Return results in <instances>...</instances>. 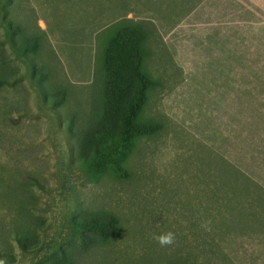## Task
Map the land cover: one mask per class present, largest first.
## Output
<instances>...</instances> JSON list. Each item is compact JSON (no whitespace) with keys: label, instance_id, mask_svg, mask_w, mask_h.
Listing matches in <instances>:
<instances>
[{"label":"rangeland","instance_id":"obj_1","mask_svg":"<svg viewBox=\"0 0 264 264\" xmlns=\"http://www.w3.org/2000/svg\"><path fill=\"white\" fill-rule=\"evenodd\" d=\"M123 1L0 0L5 264H225L226 250L239 243L240 232L262 230L264 237V91L171 90L180 74L157 72L167 59L156 36L151 72L162 89L144 92L133 109L119 106L120 113L137 115L146 131L116 139L96 132L104 98L96 72L110 31L98 30L113 21ZM17 22L35 47L28 44L27 51L26 45L22 62L11 48L19 37ZM253 49L264 54L262 31ZM72 52L82 54V68L69 66ZM159 162L176 169L147 170ZM158 186L161 194L149 192ZM189 202L203 221L211 219L210 231L199 230ZM105 215L118 219V232L102 245H88L93 236L103 239L111 231ZM162 215L172 228L184 226L171 228V246L153 239L167 231L165 222L164 230L148 229L156 222L161 227Z\"/></svg>","mask_w":264,"mask_h":264},{"label":"crops","instance_id":"obj_2","mask_svg":"<svg viewBox=\"0 0 264 264\" xmlns=\"http://www.w3.org/2000/svg\"><path fill=\"white\" fill-rule=\"evenodd\" d=\"M123 2L124 6L121 10L115 11L113 21L104 27V30L99 29L98 33L109 29L108 27L112 24L114 33L117 28H129L132 38L131 49L128 53L124 52L122 56L123 59L129 60L128 66L133 71L143 76L141 82L135 79L134 85L143 83L145 92L162 89L156 86L161 82L152 76L156 68L153 43L155 44V39L159 41L156 36H159V44L162 47L159 51L164 53L167 59L165 63L157 64L158 67L162 65L163 69L157 72L164 76V74L171 73H163L165 69H172V72L176 71L180 74V79L171 90L264 91V54L260 55L255 49L251 50V43L258 41L259 31H262L264 36V0H124ZM16 26L19 27V37L12 39L11 48L16 49L13 56H16L18 60L21 59L20 62H22L24 59L22 54H26V45L29 49L28 44L33 47L34 44L31 40V43L27 44L25 38L21 36L23 27L20 22H17ZM70 57L75 59L73 65L69 63L70 67H83L80 52H72ZM102 59L96 73L100 86L103 85V91L107 76L112 73L117 75L124 73L122 71L110 72L112 66L121 67L117 58H108L105 62L106 58L103 55ZM74 73L78 75L75 76L77 78L83 76L82 73ZM208 85H214V87H208ZM71 91L82 94L78 95L79 99L84 98L81 89L73 88ZM116 138L118 136H114V139ZM158 165H165V169H170L168 164L159 162L147 170H153ZM127 169L131 170L132 167L129 166ZM171 169H176V167ZM161 182L164 183V179L152 181L153 185ZM154 188L149 192L153 191L157 194L163 192L159 186ZM182 201L184 205L187 203L185 199ZM142 205L145 209V205ZM184 205L183 212H185ZM193 206L190 202L186 204L187 211L192 214L193 218H197V223H202L201 210L194 209ZM132 208L133 205H131V212H133ZM130 216L134 215L131 213ZM162 216L160 217L161 227L159 222H156L150 228L148 226V229L164 230L166 227L167 231L171 230L168 217ZM200 227L199 230H201ZM183 228L184 226L172 229L179 231ZM249 231L251 232H240L242 238L239 243L226 250L225 264H264L262 230ZM250 234L253 236L250 237ZM194 244L199 252L204 251L202 243L195 242Z\"/></svg>","mask_w":264,"mask_h":264},{"label":"trees","instance_id":"obj_3","mask_svg":"<svg viewBox=\"0 0 264 264\" xmlns=\"http://www.w3.org/2000/svg\"><path fill=\"white\" fill-rule=\"evenodd\" d=\"M109 30V35H107L105 39L103 37L104 47H102L101 51L104 55V58H106L105 62L108 60V58H117V60L120 61L121 67L115 68L112 66L110 68V72L122 71L124 74L117 75L112 73L107 76V83L103 90L104 98L101 102L102 109L100 107L99 117L95 121L96 124H99L100 126L96 125L95 130L96 132L107 133L109 135L112 133V138L114 139V136H118L119 133L133 132V134L138 135V132L146 131L145 129H142L135 121L137 115H127L124 114L123 111L120 113L121 108L119 107L128 106V108L133 109L134 107L138 106L139 104L137 100L142 99L145 90H143V83L134 85L135 79L141 82L143 76L133 71L132 68L128 66L129 60L123 59L124 57L122 56L124 52L128 53L131 49L132 38L129 28H117L116 33H114L115 31L112 24L109 26ZM110 63H112V61H110ZM115 107L116 110H114ZM88 131H90V129L87 130V134L89 133ZM83 132L84 131L79 132L81 133V136ZM102 217V220H105L106 224H112L111 231L107 233L103 239H98L93 236V238H91V243L88 245L105 243L106 240L118 232V219L114 215H105ZM80 226L81 225H79V227Z\"/></svg>","mask_w":264,"mask_h":264},{"label":"clouds","instance_id":"obj_4","mask_svg":"<svg viewBox=\"0 0 264 264\" xmlns=\"http://www.w3.org/2000/svg\"><path fill=\"white\" fill-rule=\"evenodd\" d=\"M211 219H207L202 221L201 227L204 228L206 231L211 230ZM153 239L161 246V247H166V246H171L175 243L176 240V234L169 230L167 232L161 233L159 235H153ZM0 264H5V261L0 260Z\"/></svg>","mask_w":264,"mask_h":264}]
</instances>
